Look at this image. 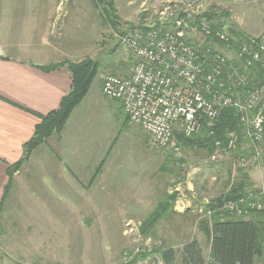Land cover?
<instances>
[{
    "label": "rangeland",
    "instance_id": "374dc122",
    "mask_svg": "<svg viewBox=\"0 0 264 264\" xmlns=\"http://www.w3.org/2000/svg\"><path fill=\"white\" fill-rule=\"evenodd\" d=\"M64 1V11L68 10L64 19L68 21L61 38L70 57L61 63L90 60L98 65L91 92L80 109L90 114L91 127L98 130L102 127L101 132L116 134L121 123L115 112L103 105L104 100L112 99L103 94V100L97 97L100 82L103 85L109 74L123 76L134 65L117 35L154 23L168 7L166 13L182 14L191 5L196 14L209 12L216 22L221 21L228 29L234 28L244 39L264 36V0H115L113 23L102 15L101 3L95 7L91 0ZM56 30L57 27L55 35ZM74 52L79 53L76 59L79 61L73 60ZM57 64L60 63L53 65ZM126 136L121 134L120 139ZM145 136L150 149L152 181L148 191L138 193H143V197L117 199L124 204L92 208L94 213L80 205L77 197L70 199L72 205L63 207L60 199H51L39 192L37 197L13 199L11 190L0 217V239H5L7 251L21 254V264H163L153 251L172 247L178 252L185 242L197 239L210 262V244L199 230L200 221L211 219L215 213L221 219L235 216L226 210V202L216 210L209 206L230 190L242 167L231 154H224L212 163L204 150H185L178 143L181 147L178 154L171 149L154 147L150 136ZM127 146L137 150L134 139ZM244 169L251 185L248 194L253 192L259 199L264 190V162L251 163ZM173 194L177 197L171 203L170 212L151 228L148 236L144 235L141 227L145 220ZM261 200L264 205V197ZM262 210L264 207L259 211ZM255 264H264V259Z\"/></svg>",
    "mask_w": 264,
    "mask_h": 264
},
{
    "label": "crops",
    "instance_id": "0c3cea01",
    "mask_svg": "<svg viewBox=\"0 0 264 264\" xmlns=\"http://www.w3.org/2000/svg\"><path fill=\"white\" fill-rule=\"evenodd\" d=\"M64 5V0H0V202L9 180L8 164L21 159L24 144L39 122L27 111L52 112L71 89L66 67L41 70L69 60L70 52L64 50L66 43L61 38L68 21ZM71 55L79 61V53ZM125 73L123 77H129L132 69ZM101 85L102 81L97 97L103 100ZM109 101L103 105L121 123L116 134L91 127L90 114L80 109L85 104L81 103L62 134L35 150L15 174L13 199L37 197L39 192L69 207L70 199L77 197L80 205L94 212L92 208L124 204L117 199L143 197L138 193L148 191L152 181L145 133L129 123L119 101ZM125 133L127 139H134L137 150L127 146L130 140L120 139ZM5 242L0 239V264H21L22 255L8 252Z\"/></svg>",
    "mask_w": 264,
    "mask_h": 264
},
{
    "label": "built area",
    "instance_id": "2783aa9c",
    "mask_svg": "<svg viewBox=\"0 0 264 264\" xmlns=\"http://www.w3.org/2000/svg\"><path fill=\"white\" fill-rule=\"evenodd\" d=\"M182 14L159 13L154 23L117 35L125 52L134 60L129 77L105 76L102 94L119 101L129 123L150 136L154 147L181 153L176 133L190 137L205 124L216 125L220 113L236 111L246 141L242 151L238 134L228 135L227 149L217 143L211 156L216 163L224 154L235 157L240 167L264 162V83L252 85V69L264 65V36L248 39L231 35L224 25L212 23L193 10ZM250 192L227 202L226 210L248 217L264 205Z\"/></svg>",
    "mask_w": 264,
    "mask_h": 264
},
{
    "label": "trees",
    "instance_id": "16d2710c",
    "mask_svg": "<svg viewBox=\"0 0 264 264\" xmlns=\"http://www.w3.org/2000/svg\"><path fill=\"white\" fill-rule=\"evenodd\" d=\"M92 1L95 7H99L100 3L101 7L104 6L101 9L102 15H105L106 20L113 23L111 15L116 11L115 0ZM202 17L209 20L214 28L224 26L221 21L216 22L215 17L209 12L202 15ZM113 25L116 27L115 24ZM229 32L237 38L243 36L242 33H238L232 27L229 28ZM65 66H67L71 74V89L62 98L59 107L46 115L27 111L36 116L39 122L35 127L33 137L24 144L21 159L13 164H8L9 180L3 199L0 202V217L3 213L6 199L13 188L15 174L30 160L35 150L45 144L51 137L62 134L73 111L86 98L98 74V65L90 60L77 63L69 62L68 64H52L41 67V70L51 72L60 70V68ZM252 72V85L264 83V65L257 66L252 69ZM242 131L243 126L236 111L226 109L220 113L213 129L204 124L197 135L187 137L180 132L176 133V137L183 149L190 151L204 150L210 157L215 153L218 142L223 149H227L229 133L236 132L239 137L238 147L237 150L233 151V154L237 155L242 154L243 151L241 149L246 143ZM243 153L247 154L246 152ZM244 170V168H239V177L235 180L233 179L230 190L225 195L212 201V205L209 206L211 210H216L224 205L225 202H235L246 197L251 185ZM176 197L175 194L168 195L166 200H163L159 207L145 220L141 227V232L144 235L148 236L151 228L165 217L167 212H170L171 203L175 201ZM199 230L210 244V262L206 260L203 249L197 239L185 242L182 249L178 252L172 247L160 248L153 252L160 256L163 264H255L257 260L264 259V210L254 211L248 217L226 216L224 219H221L218 213H215L211 219L206 218L200 221Z\"/></svg>",
    "mask_w": 264,
    "mask_h": 264
}]
</instances>
